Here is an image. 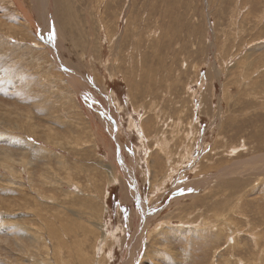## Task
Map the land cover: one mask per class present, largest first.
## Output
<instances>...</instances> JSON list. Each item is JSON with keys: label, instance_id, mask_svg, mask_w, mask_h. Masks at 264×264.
<instances>
[{"label": "rangeland", "instance_id": "rangeland-1", "mask_svg": "<svg viewBox=\"0 0 264 264\" xmlns=\"http://www.w3.org/2000/svg\"><path fill=\"white\" fill-rule=\"evenodd\" d=\"M44 1L0 0V106L19 109L61 141L0 121V158L25 153L39 180L47 170L63 182L71 171L95 207L108 206L99 264H264L258 234L264 235V0ZM148 124L158 128H149L151 136ZM158 134L164 138L157 141ZM240 161L252 166L220 172ZM0 169V176L7 172ZM43 188L60 197L69 189ZM73 195L66 205L80 208V195ZM24 197L0 185V264L50 258L39 249L33 263L27 255L31 238L24 229L40 226L46 213ZM213 206L232 213L224 226ZM74 241L71 253H62L68 264H80Z\"/></svg>", "mask_w": 264, "mask_h": 264}, {"label": "bare ground", "instance_id": "bare-ground-1", "mask_svg": "<svg viewBox=\"0 0 264 264\" xmlns=\"http://www.w3.org/2000/svg\"><path fill=\"white\" fill-rule=\"evenodd\" d=\"M45 2H47L46 0L44 1V3H43V6L45 5V4H47V3H45ZM63 3V2H62ZM65 3V2H64ZM71 3V2H70ZM59 4V3H58ZM62 5V4H61ZM74 5V4H73ZM130 6V5H129ZM65 8V7H64ZM109 8V7H108ZM78 9V8H77ZM65 10V9H64ZM68 10V9H67ZM106 10V9H105ZM66 11V10H65ZM68 13V12H67ZM85 15V14H84ZM62 17V16H61ZM64 17V16H63ZM87 18V17H86ZM61 21V20H60ZM66 22V21H65ZM83 23V22H82ZM137 23V22H136ZM6 24V23H5ZM4 24V25H5ZM67 24V23H66ZM101 24V23H100ZM65 25V24H64ZM134 26V25H133ZM69 27V26H68ZM81 29V28H80ZM110 29V28H109ZM82 30V29H81ZM68 31V30H67ZM117 33V32H116ZM135 35V34H134ZM137 36V35H136ZM113 37V36H112ZM141 37V36H140ZM137 39V38H136ZM143 39V38H142ZM78 40H80V39H78ZM82 40V39H81ZM84 41H85V39H84ZM127 41V40H126ZM79 42V41H78ZM148 42V41H147ZM81 43V42H80ZM21 45V44H20ZM86 45V44H85ZM80 46V45H79ZM158 46V45H157ZM134 47V46H133ZM96 50V49H95ZM141 50V49H140ZM148 51V50H147ZM45 52V51H44ZM33 53V52H32ZM178 53V52H177ZM137 54V53H136ZM146 54V53H145ZM170 54V53H169ZM88 55V54H87ZM90 55V54H89ZM22 56H24V55H22ZM83 56V55H82ZM180 56V55H179ZM98 57V56H97ZM117 57V56H116ZM88 58V57H87ZM121 59V58H120ZM42 61H44V60H42ZM162 61V60H161ZM115 63V62H114ZM116 64V63H115ZM121 64V63H120ZM188 65V64H187ZM62 66V65H61ZM74 66V65H73ZM150 66V65H149ZM165 66V65H164ZM127 70V69H126ZM162 70V69H161ZM166 70H168V69H166ZM113 71V70H112ZM189 71V70H188ZM47 73V72H46ZM114 73V72H113ZM162 74V76H163V73H161ZM176 75H177V73H176ZM180 75V74H179ZM185 75H186V73H185ZM48 76V75H47ZM158 76V75H157ZM178 78V77H177ZM165 79V78H164ZM60 80V79H59ZM102 81V80H101ZM165 81V80H164ZM30 82V81H29ZM34 82V81H33ZM43 82V81H42ZM57 82V81H56ZM104 82V81H103ZM167 82V81H166ZM32 83V82H31ZM156 83V82H155ZM42 84V83H41ZM135 84V83H134ZM179 84V83H178ZM45 85V84H44ZM136 85V84H135ZM139 85V84H138ZM37 86H39V85H37ZM35 87H36V85H35ZM35 87H34V89H35ZM44 87V86H43ZM20 87H18V89H19ZM3 89H5V88H3ZM9 89V88H8ZM24 89V88H23ZM48 88H46V90H47ZM59 89V88H58ZM57 89V90H58ZM41 90V89H40ZM44 90V89H43ZM9 91V90H8ZM7 91V92H8ZM49 91V90H48ZM50 92H51V90H50ZM60 92V91H59ZM2 93V92H1ZM37 93V92H36ZM39 93V92H38ZM45 93H47L46 95L47 96H49L48 95V93L49 92H45ZM45 93H44V95H45ZM52 93V92H51ZM50 94V93H49ZM64 94V93H63ZM66 94V93H65ZM141 94H143L144 95V93H141ZM175 95V94H174ZM14 96V95H13ZM46 96V97H47ZM52 96V95H51ZM56 96V95H55ZM67 96H69V95H67ZM59 97H61V96H59ZM63 97V96H62ZM61 97V98H62ZM130 97V96H129ZM149 97V96H148ZM169 97V96H168ZM173 97V96H172ZM21 98L23 99V97L21 96ZM48 98V97H47ZM51 98H53V97H51ZM50 98V99H51ZM55 98V97H54ZM186 98V97H185ZM184 98V99H185ZM190 98V97H189ZM28 99V98H27ZM149 99V98H148ZM171 99V98H170ZM230 99V98H229ZM69 100H70V98H69ZM153 100V99H152ZM172 100H173V98H172ZM186 100H188V98L186 99ZM65 102L67 101L68 102V100H64ZM184 101V100H183ZM191 101V100H190ZM166 102H168V101H166ZM188 102V101H187ZM259 102V101H258ZM2 103V102H1ZM192 103V102H191ZM4 104V103H3ZM72 104V103H71ZM261 104V103H260ZM13 105V104H12ZM10 106V105H9ZM45 106V105H44ZM134 106H136V104L134 105ZM133 106V107H134ZM74 107V106H73ZM154 107V106H153ZM263 107V106H262ZM73 109V108H72ZM133 109H135V107L133 108ZM75 110V109H74ZM47 111H48V109H47ZM46 111V112H47ZM152 111V110H151ZM79 112V111H78ZM153 112V111H152ZM112 113V112H111ZM25 113L24 112H22V111H19V109H15V108H13V107H11V108H9V107H2V106H0V121H2V122H7V123H9V124H11V125H13V126H17V128L18 127H21V128H25L27 131H29V134H31V135H36V136H38V138L39 137H41V136H44V137H47V139L49 140L50 138H53L54 140H55V142H59V141H61V139L60 138H58V136H56V134L54 133V131H52L51 129H43V130H39V129H41V128H39V129H37L38 128V126L36 127V124H34L31 120H30V118H29V116L28 115H24ZM45 114V113H44ZM70 114V113H69ZM157 114V113H156ZM75 114H73L72 116H74ZM65 116H66V114H65ZM151 116V115H150ZM77 117V116H76ZM35 120V119H34ZM76 120V119H75ZM65 121H67V120H65ZM18 122H21V123H19L18 124ZM22 122H23V124H22ZM37 123V122H36ZM83 123V122H82ZM61 124V123H60ZM69 124V123H68ZM70 124H71V122H70ZM131 124V123H130ZM220 124V123H219ZM19 125H21V126H19ZM24 125V126H23ZM40 125V124H39ZM45 125V124H44ZM65 126L67 125V123H65L64 124ZM86 125V124H85ZM149 125V124H148ZM175 125V124H174ZM231 125H233V124H231ZM43 126V125H42ZM56 126V125H55ZM159 126V125H158ZM40 127V126H39ZM45 127V126H44ZM146 127V126H145ZM151 127H153V128H157L156 126H154V125H149L148 127H147V134L149 135L150 133H151V129L149 130V128H151ZM56 128V127H55ZM78 129L80 128V127H77ZM91 128V127H90ZM142 128V127H141ZM78 129H77V133L79 132L78 131ZM80 129H82V128H80ZM84 129V128H83ZM82 129V130H83ZM143 129V128H142ZM146 129V128H145ZM55 130V129H54ZM70 130V129H69ZM73 129H71L70 130V132L72 131ZM93 130V129H92ZM157 130H158V128H157ZM156 130V131H157ZM19 131V130H18ZM161 130L159 129V131H157L156 133H159ZM56 133H57V131H55ZM81 132H83V131H81ZM162 132H164L163 130H162ZM16 133V132H15ZM14 133V134H15ZM144 133V132H143ZM188 133V132H187ZM145 135H146V133H144ZM162 134H165V133H161L160 135H162ZM58 135V134H57ZM59 136H61V135H59ZM74 135H72V137H73ZM143 136V135H142ZM150 136H151V134H150ZM156 136V135H155ZM154 136V137H155ZM158 137H155L156 138V140L158 141L159 139H160V137H162V138H164L163 136H160L159 137V134L157 135ZM3 137V136H2ZM69 137V136H68ZM149 137V136H148ZM153 137V138H154ZM61 138H62V136H61ZM161 138V139H162ZM189 138V137H188ZM29 139V138H28ZM27 139V140H28ZM31 139V138H30ZM45 139V138H44ZM66 139H68V138H66ZM70 139H71V136H70ZM80 139H81V137H80ZM73 140V139H72ZM142 140H143V138H142ZM80 141V140H79ZM96 141V140H95ZM162 141H163V139H162ZM45 142H46V140H45ZM82 142H84V138H83V141ZM165 143H166V140L164 141ZM27 143L32 147V148H35V146L37 145H35V144H31L29 141H27ZM40 143V142H39ZM89 144V143H88ZM159 144H161V143H159ZM39 145V144H38ZM163 146H164V144H162ZM10 146V145H9ZM8 145H7V147H9ZM41 146H43V145H41ZM182 146H184V145H182ZM180 147V149H181V151H180V157H181V152L182 151H184V147ZM44 147V146H43ZM83 147V146H82ZM22 148H23V146H22ZM160 148V147H159ZM185 148H187V147H185ZM188 148H190V147H188ZM213 148V147H212ZM6 149V148H5ZM7 149H9V148H7ZM87 149H90V148H88L87 147ZM136 149V148H135ZM162 149V148H161ZM165 149V148H164ZM10 150V149H9ZM19 150V149H18ZM78 150V149H77ZM77 150H75V151H77ZM165 150H167V149H165ZM168 150H169V148H168ZM187 150H189V149H185V151H187ZM214 150V149H213ZM2 151V150H1ZM4 151V150H3ZM64 151H66L65 149H64ZM135 151V150H134ZM232 151H234V150H232ZM22 152V151H21ZM69 152V151H68ZM169 152V151H168ZM1 153V152H0ZM86 153V152H85ZM133 153V152H132ZM165 153H167V151L165 152ZM173 153V152H172ZM186 153V152H185ZM191 153V152H190ZM190 153H189V155H190ZM20 154H22V156L20 157V158H18L17 159V157L16 156H14L13 158H12V156L14 155V154H12L10 151H8V152H4L3 153V157L2 158H0V165L2 166V168H4V169H6V173H4V174H2L1 176H0V180L2 181H0V185H2V183H3V189H5V188H8L9 186H10V188H11V186H13V188H14V186L15 187H17V189L20 191V192H22V194L23 195H25V200H27V201H29L28 202V206L32 209V208H40V207H43V208H45V215H46V217L44 218V217H42L43 219H44V221H42V223H41V225L40 226H37V227H34L33 229H24V231L29 235V237L31 238V244H30V246H31V250H29L30 251V254H28L27 253V255L29 256L30 255V257H31V259H33V260H31V262L32 261H34V260H36V256H37V254H38V249L39 250H42V251H44V252H46L47 253V255H49L50 256V258L49 259H46V260H44V261H41V262H39V261H37V263L36 264H68V261L63 257V255H62V253H63V251H65L66 249H68V251L71 253V251H72V249H71V246L69 245V239L70 238H75V241L74 242H77V241H79V246L80 245H82V246H78L77 247V249H75L76 251H75V259H77V262L78 263H80V264H99L98 262L101 260H99V257H97V252H96V249H97V243H98V241H100L101 239H105L106 238V236L107 235H105L106 233V224H105V222H104V215H105V212H106V210H107V208H108V206H106V204H105V206L104 205H100L99 207H95L96 206V204H95V200H93L94 199V197H93V195H86L85 194V192H80L81 191V189L77 186V184L74 182V178L72 177V172L71 171H68V175L67 176H63L62 178H63V182H62V180H61V175H54L53 173H50L49 171H47V170H44V171H46L47 172V175L46 176H43L42 175V173L40 174V180L39 179H37V178H34L33 176H32V170H33V167H32V160H31V158H29L28 157V155H26L25 153H20ZM50 154H52V153H50ZM62 154L63 153H61V154H57V156H58V159H59V162H58V164H63V160H62ZM82 154V153H81ZM188 154V153H187ZM76 155H77V153H76ZM83 155V154H82ZM86 155V154H85ZM168 155V154H167ZM20 156V155H19ZM32 156V155H31ZM49 156V155H48ZM179 156V155H178ZM186 155H184V157H185ZM210 156V155H209ZM135 157V156H134ZM186 157H188V156H186ZM185 157V158H186ZM220 157H221V155H220ZM256 156H251L250 157V161H252V164L254 163V160H252L253 158H255ZM53 158V157H52ZM51 158V159H52ZM55 158V157H54ZM64 158V157H63ZM73 158V157H72ZM174 157H172V158H170V159H173ZM262 158V157H261ZM48 159V158H47ZM50 158H49V161L51 160ZM79 159V158H78ZM83 159V158H82ZM66 160H67V158H66ZM199 160H201V159H199ZM86 161V160H85ZM94 162V161H93ZM200 162V161H199ZM233 162V161H232ZM243 162H245V161H243ZM242 162V163H243ZM53 164H54V162H52ZM55 163H57V162H55ZM67 163H69V162H67ZM66 162H65V164H67ZM74 163V162H73ZM85 163V162H84ZM95 163V162H94ZM174 163V162H173ZM205 163V162H204ZM237 163V165L235 164L233 167H227V166H225V168L222 170V171H220V172H222L223 174H228V175H230V174H232V173H236L235 172V170L234 169H237L238 168V166L240 167V166H245L244 168L246 169L247 167H250V165L251 164H248V165H244V164H242L241 163V161L240 162H236ZM240 163H241V165H240ZM36 164V163H35ZM47 164V163H46ZM86 164V163H85ZM91 164V163H90ZM102 164V162L100 163V165ZM245 164H247V163H245ZM42 165H44V163L42 164ZM55 165V164H54ZM68 165V164H67ZM96 165H97V163H96ZM213 165V164H212ZM211 165V166H212ZM221 165V163L220 162H217V167L218 166H220ZM264 165V164H263ZM263 165H262V168H263ZM101 166H103V165H101ZM106 166V168H107V170H108V173L110 174V176H111V179H112V181H114V180H116V169H114L112 166H110V165H105ZM154 166V165H153ZM174 166V165H173ZM203 166H204V164H203ZM252 166V165H251ZM55 167V166H54ZM98 167V166H97ZM169 167V166H168ZM170 167H171V164H170ZM208 167V166H207ZM214 167H216V162H214V165H213V167H211L212 169L214 168ZM227 167V168H226ZM256 167V166H255ZM82 168V167H81ZM94 168V167H93ZM172 168V167H171ZM200 168H201V165H200ZM199 168V170H201ZM257 168V167H256ZM32 169V170H31ZM34 169H35V167H34ZM42 169V168H41ZM67 169V168H66ZM169 168H167V170H168ZM1 170V169H0ZM75 170H77V169H75ZM79 170V169H78ZM106 170V171H107ZM246 170H248V169H246ZM81 171H83V170H81ZM89 171H90V169H89ZM170 171V170H169ZM239 171H240V169H239ZM75 172V171H74ZM141 172V171H140ZM199 172V171H198ZM172 173V172H171ZM201 173V172H200ZM237 173H239L238 171H237ZM241 173H242V171H241ZM10 174V175H9ZM80 174V173H79ZM89 174V173H88ZM170 174V173H169ZM199 174V173H198ZM219 174V173H218ZM74 175V174H73ZM95 175V174H94ZM129 175V174H128ZM171 175V174H170ZM169 175V176H170ZM220 175V174H219ZM35 176V175H34ZM89 176V175H88ZM99 176V175H98ZM120 176V175H119ZM221 176V175H220ZM93 177V176H92ZM109 177V176H108ZM166 177V176H165ZM171 177V176H170ZM223 177V176H222ZM224 177H227V176H225L224 175ZM229 177V176H228ZM84 178V177H83ZM85 178H87L86 176H85ZM101 178V177H100ZM167 178V177H166ZM26 179H28L29 180V182H30V184L28 185V183H27V185H26V182L24 181V180H26ZM34 179H37V181H39L41 184H42V188L41 187H39V186H37V185H35L36 184V182H34ZM80 179H82V177L80 178ZM110 179V180H111ZM207 179V178H206ZM211 179V178H210ZM216 179V178H215ZM87 180V179H86ZM93 180V179H92ZM202 180H204V179H202ZM27 181V180H26ZM216 181H217V179H216ZM232 182V181H231ZM93 185H94V183H92ZM188 184H190V183H188ZM193 184V183H192ZM39 185V184H38ZM64 185H67L68 187H69V189L66 191V193L62 196V197H60V196H58V195H56V193L55 194H45V192H47L43 187L44 186H49V187H51L52 188V190L53 191H62L63 192V190H60V189H64ZM92 185V186H93ZM27 186L29 187V188H27ZM73 186H75L76 188H79L78 189V191H73L72 190V187ZM99 187V186H98ZM97 187V188H98ZM188 187V186H187ZM198 187V186H197ZM200 187V186H199ZM216 187V186H215ZM188 188H191V185H189V187ZM220 188V187H219ZM218 188V189H219ZM28 189H31V191H32V189H36V190H38V192H39V195H37L36 194V192L34 193H28ZM87 189V188H86ZM99 189V188H98ZM103 189V188H102ZM159 189V188H158ZM193 189V188H192ZM64 190H66V189H64ZM207 190V189H206ZM222 190V189H221ZM30 191V192H31ZM45 191V192H44ZM51 191V190H50ZM27 192V193H26ZM204 192V191H203ZM2 193V192H1ZM10 193V192H9ZM14 193V192H13ZM74 193H77L78 195H80V196H78L79 197V199L78 200H81V202H80V208H71V207H68L67 205H66V201H68V199H72V196H74L73 194ZM221 192H219L218 194H220ZM3 194V193H2ZM92 194V193H91ZM99 194H102L101 192L99 193ZM197 194H199V193H197ZM223 194V193H222ZM4 195V194H3ZM44 195V196H43ZM76 195V194H75ZM196 195V194H195ZM17 196V195H16ZM18 197V196H17ZM21 197H23L22 195H21ZM102 197H104V196H102ZM202 197V196H201ZM23 198V199H24ZM64 198H67V199H64ZM200 198V197H199ZM198 198V199H199ZM248 198V197H247ZM91 199V200H90ZM98 199H99V197H98ZM197 199V200H198ZM202 199V198H201ZM232 199V198H231ZM257 199V198H256ZM2 200V199H1ZM0 200V201H1ZM76 200V199H75ZM196 200V201H197ZM247 200H249V198L247 199ZM72 201V200H71ZM100 201V200H99ZM200 200H198L197 202H199ZM211 202V200H208V202ZM250 201H251V199H250ZM254 201V200H253ZM3 202V201H2ZM7 203V202H6ZM103 203V202H102ZM105 203V202H104ZM251 203V202H250ZM255 203V202H254ZM5 204V203H4ZM16 204H18L20 207H22L23 206V203L21 202V203H16ZM237 204V203H236ZM239 204V203H238ZM237 204V205H238ZM252 204V203H251ZM9 205H11L10 203H9ZM9 205H8V207H9ZM237 205H235V207L237 206ZM245 204H243V206H244ZM249 205V204H248ZM254 205V204H253ZM74 207L76 206V205H73ZM250 206V205H249ZM248 206V207H249ZM1 207V206H0ZM180 207V206H179ZM252 207V206H251ZM253 207H255V206H253ZM2 208V207H1ZM71 210H70V209ZM238 208V207H237ZM7 209V208H6ZM65 209L68 211H72L70 214H66L67 215V218L65 217V215L64 216H62V212H64L65 211ZM8 210V209H7ZM182 210V209H181ZM180 210V211H181ZM212 211H214L215 212V215H217V221H216V223L217 222H219L220 224V227L221 226H224L225 225V223L227 222L226 221V219L225 218H227V219H230V215L232 214V213H228L227 215H223V213H221L219 210V208H218V206H213V208L211 209ZM238 210H239V208H238ZM248 210V209H247ZM15 211V210H14ZM245 211V210H244ZM13 212V211H12ZM30 213V212H29ZM28 213V214H29ZM35 213V212H34ZM38 213V212H37ZM42 213V212H41ZM234 213V212H233ZM237 213H239V212H237ZM242 213V212H241ZM250 213V212H249ZM248 213V214H249ZM12 214V213H11ZM19 214V213H18ZM40 214V213H39ZM65 214V213H64ZM71 214L73 215V216H75L76 218H77V223H78V227L77 226H75V225H72L71 224V222H70V218L72 217L71 216ZM235 214V213H234ZM246 214V213H245ZM247 214V215H248ZM30 215V214H29ZM40 216V215H39ZM38 216V217H39ZM42 216V215H41ZM40 216V217H41ZM241 216V215H240ZM249 216V215H248ZM261 216V215H260ZM37 217V215H36V218H38ZM66 219H65V218ZM214 217V216H213ZM244 217H246V216H244ZM2 218V217H1ZM187 218V217H186ZM262 218V217H261ZM27 219V218H26ZM247 219H249V218H247ZM28 220H30V219H28ZM262 220V219H261ZM260 220V221H261ZM23 221V220H22ZM34 221H36V220H34ZM38 221V220H37ZM36 221V222H37ZM250 221V220H249ZM13 222V221H12ZM32 222V221H31ZM30 222V223H31ZM255 222H256V220H255ZM18 223V222H17ZM263 223V222H262ZM228 224V223H227ZM232 225V224H231ZM257 225V224H256ZM228 227V226H227ZM256 227V226H255ZM19 228V227H18ZM17 228V229H18ZM163 228V227H162ZM161 228V229H162ZM257 228V227H256ZM15 229V228H14ZM160 229V230H161ZM238 230V229H237ZM46 232H49L48 234H45ZM161 232H162V230H161ZM235 232H237V231H235ZM25 233V234H26ZM238 233V232H237ZM258 234H260L261 236H260V239H262V237L264 238V235L263 234H261V233H258ZM110 236V235H109ZM108 236V237H109ZM110 238V237H109ZM108 238V239H109ZM256 238V237H255ZM7 239V238H6ZM5 239V240H6ZM14 239H16V238H14ZM20 239V238H19ZM18 240V239H17ZM93 240H95V242H94V244L92 245V241ZM263 240V239H262ZM8 241V240H7ZM21 241V240H20ZM22 241H24V240H22ZM21 241V242H22ZM27 241V240H26ZM139 241V240H138ZM10 242V241H9ZM18 242V241H17ZM27 242H29V241H27ZM15 243V247L18 245H16V242H14ZM13 243V244H14ZM26 243V242H25ZM109 243V242H108ZM27 244H29V243H27ZM258 244H259V242H258ZM263 246H261L263 249H264V243H261ZM22 245H24V244H22ZM101 245V244H100ZM109 245V244H108ZM3 246V245H2ZM4 246H5V244H4ZM14 246H12V247H14ZM19 246H20V244H19ZM18 246V247H19ZM14 247V248H15ZM6 246H5V250H6ZM22 248H23V246H22ZM111 248V247H110ZM109 248V249H110ZM17 249H20V248H17ZM1 250V249H0ZM5 250L3 251V252H5ZM91 250L93 251L92 253H91ZM10 251H12V250H10ZM26 251V250H25ZM6 252H7V250H6ZM27 252V251H26ZM8 253V252H7ZM17 253V252H16ZM22 253H25V252H22ZM22 253H19V254H22ZM2 254H4V253H2ZM10 254H12V253H10ZM14 254V253H13ZM12 254V255H13ZM104 254V253H103ZM255 254V253H254ZM23 255V254H22ZM25 255V254H24ZM11 256V255H10ZM14 256V255H13ZM15 256H17V254H15ZM26 256V255H25ZM24 256V257H25ZM27 256V257H28ZM256 258H257V256L256 255H254ZM9 257V256H8ZM12 257V256H11ZM10 257V258H11ZM20 257H22L21 255H20ZM19 257V258H20ZM27 257H25L26 259H27ZM30 257H29V259H30ZM105 258V257H104ZM21 259V258H20ZM19 259V260H20ZM28 259V260H29ZM41 259V258H40ZM259 259V258H258ZM263 259H264V255H263ZM13 260H15V257L13 258ZM37 260H39V259H37ZM8 261V260H7ZM259 261V260H258ZM9 262V261H8ZM15 262V261H14ZM13 262V263H14ZM17 262H18V259H17ZM23 262V261H22ZM22 262H20V263H22ZM28 262H30V261H28ZM24 263H25V260H24ZM23 263V264H24ZM33 263V262H32ZM107 263V262H106ZM258 263V262H257ZM17 264V263H16ZM26 264V263H25ZM31 264V263H30ZM101 264H102V261H101Z\"/></svg>", "mask_w": 264, "mask_h": 264}]
</instances>
